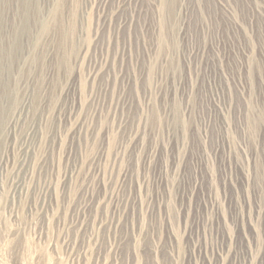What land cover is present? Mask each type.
Masks as SVG:
<instances>
[{"label":"rangeland","instance_id":"obj_1","mask_svg":"<svg viewBox=\"0 0 264 264\" xmlns=\"http://www.w3.org/2000/svg\"><path fill=\"white\" fill-rule=\"evenodd\" d=\"M0 264H264V0H0Z\"/></svg>","mask_w":264,"mask_h":264}]
</instances>
